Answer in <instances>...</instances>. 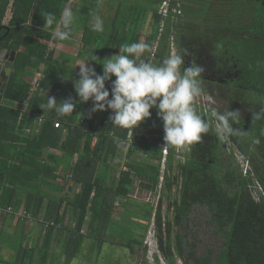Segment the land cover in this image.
<instances>
[{"label": "trees", "instance_id": "obj_1", "mask_svg": "<svg viewBox=\"0 0 264 264\" xmlns=\"http://www.w3.org/2000/svg\"><path fill=\"white\" fill-rule=\"evenodd\" d=\"M161 1L153 0L149 12L131 9L133 13L126 15L116 11L106 30H98L94 20L88 25L92 21L89 8L77 10L75 24L83 30L80 52L93 68L81 76L74 67L68 74L58 71L50 49L56 43L53 32L70 0H14L7 26L2 21L9 0H0V49L15 52L11 72L0 83V209L11 207L17 212L24 194V211L37 219L32 200H43L41 188L55 176L60 178L56 174L60 164L76 156L68 168L73 183L80 187L70 238L74 243L80 240L77 234L91 212L89 227L95 223L99 248L115 198L128 197L136 182L144 192L156 193L161 150L168 136L160 197L168 200L172 217L163 222L160 197L154 214L158 250L166 263L176 264V259L184 264L209 262L208 256L194 259L184 236L171 235V225L180 228L198 206L208 212L209 222L224 239L217 264H264V197L255 201L252 196L255 182L264 193V0H172L170 8L179 9L181 15L169 12L159 33ZM29 20L31 25L25 26ZM170 37L175 45L177 84L186 94L177 95L186 125L182 128H188L183 162L176 157L177 130L166 129L161 108L167 101ZM156 42L148 73L144 64ZM110 57L124 60L125 66L110 65ZM134 70L130 91L140 82L150 83L138 120H133L134 102L125 94L127 77ZM35 74L39 78L32 90L24 76L31 79ZM188 88L194 94L210 95L222 106L226 143L210 119L188 110L193 107ZM121 101L127 105L122 107ZM152 102L161 109L149 107ZM129 138L132 143L126 148ZM143 147L145 159L134 162L133 153ZM123 154L128 161L126 170L119 172L115 187L109 188L105 171L100 174L99 167L112 171L110 164ZM223 154L237 169L230 161L224 163ZM236 154L248 162V176H242ZM50 219L46 233L61 221L57 214ZM66 255L64 264H69L75 254L67 251Z\"/></svg>", "mask_w": 264, "mask_h": 264}, {"label": "crops", "instance_id": "obj_2", "mask_svg": "<svg viewBox=\"0 0 264 264\" xmlns=\"http://www.w3.org/2000/svg\"><path fill=\"white\" fill-rule=\"evenodd\" d=\"M13 1L14 0H9L8 7L2 21L3 26H7L13 17ZM73 3L74 0H70L64 14L62 15L56 29L53 32V38L55 39L54 42L56 43L51 44L50 49L54 51V57L59 55L58 49L61 48L63 43L71 41L72 37L70 26L68 25L69 22L66 20H69L71 14H73ZM27 25H31L30 20L25 24V26ZM78 32L79 34H82L81 30L79 29L76 30V33ZM8 53V50L3 49L2 55H6ZM110 59L109 63H111ZM118 60L122 61L123 64H125L124 60L119 59L118 57H116L114 63L120 64ZM114 63H111V65H115ZM2 78L3 77L0 78V82L2 81ZM24 78L30 79L26 76H24ZM117 79L118 77H116L113 81L114 87L118 86ZM130 89L131 88L127 87L126 92L130 91ZM24 106L25 105H22L23 108ZM121 106L124 107V105ZM38 123L40 122L38 121ZM125 147L127 148V146ZM126 148L124 149L125 151ZM143 149L144 147L140 148L139 151L133 153L132 160H134V162H140L138 158L134 159L136 155L143 157V160L145 159ZM53 153L56 154V156L58 155V152ZM124 156L125 154H123L121 160L112 161V163L110 164V166H112V171H110V169L105 170L103 166L99 167L98 171L100 174L103 173V169L105 171V185L109 186V188L115 187V182L119 176V172L121 170H126L125 166L128 161L125 160ZM75 160L76 156H74L71 161L74 162ZM71 161L64 160L63 164H60L58 172L56 173H59L61 177L64 176V180H62L61 177L57 179L55 176L54 181H49V185L47 187L41 188V192L44 195L43 200H32L35 207L37 208V215H39L37 219L32 217L23 218L20 215L24 211L23 205L25 204L26 197L24 194L21 196V201L23 203L17 212H14L12 214H7L5 212L0 213L1 262L9 264L10 260H12V258H10V255H14L17 260H14L12 264H23V262H25L26 264H64L65 259L67 258V251L70 254H75L69 264H74V259L76 260V258H79V261L83 262V259H86L87 257L91 260H96L95 262H99L101 252L95 244V223L93 222V226L89 227L90 218L92 216L91 212H87L85 219L83 220V226L77 234V237H79L80 240L77 243H74V239L70 238V235L74 231L77 220V215L74 208L75 197L80 189L79 185L74 184L71 179V173L68 169ZM156 193V196L160 197V190H157ZM156 193L150 194L144 192L140 187L139 182H136L134 190L128 195V197H117L114 199V210L111 213L110 223L113 220L120 221L122 209L126 205V200L128 199L139 200V202L148 204L151 206V208H153V211L150 212V218L148 219V213L146 215L147 218L143 220L142 226L145 228V230L143 231V234L141 233V235H139V240L137 241L138 249H130L131 251L129 254V264H149L148 262H146L147 247L144 245V241L147 237L148 230L151 229V225L154 221L156 203L155 200H153V195H155ZM56 214L61 217V221L57 224L56 227H53V230L51 232L46 233L47 231L44 224L48 223V219H50V217L54 218ZM107 231L104 233L103 242L101 245H103L105 242L104 238L105 235H107ZM10 236H13L14 239H10ZM16 239H19V243H21L20 245L15 243ZM105 239L107 240V237ZM110 244L112 246H116L115 242L110 241ZM126 246H128V244ZM95 247H97L98 251L100 252V254L97 253V256L94 254ZM82 248H85V254H82ZM41 249H43L42 252ZM38 250H40V252H38ZM1 262L0 264H3Z\"/></svg>", "mask_w": 264, "mask_h": 264}, {"label": "rangeland", "instance_id": "obj_3", "mask_svg": "<svg viewBox=\"0 0 264 264\" xmlns=\"http://www.w3.org/2000/svg\"><path fill=\"white\" fill-rule=\"evenodd\" d=\"M89 8L90 11L88 12L91 16V23L88 25H92V22H96V28L98 30L104 29L106 30L107 27L110 24V20L116 14V11H121L122 14H132L133 12L129 13V10L135 9L136 13H140V11H151L152 8H154L153 0H74L72 11L73 14H71L68 25L70 26L71 31V41L65 42L61 46L60 49H58V56H55V64L58 71L63 70L65 74H68L66 72H69L73 67L75 68V71L77 74L81 76H87L92 71V66L89 63L88 57L80 52V46H81V34L76 33V30L81 28L76 26L75 24V13L77 10H79L81 7ZM76 8V9H75ZM84 17H87L88 14L82 15ZM94 20V21H93ZM147 21L145 23L144 28H147ZM83 32V30H81ZM108 32V31H107ZM106 32V33H107ZM103 33V30H102ZM104 34V33H103ZM63 41V40H60ZM80 53V54H79ZM110 62L113 64L115 62V57H110ZM117 61V60H116ZM119 61V60H118ZM120 64L116 63V65H119V69L125 64H123L122 61H119ZM110 63V65H111ZM115 64V63H114ZM135 73V70L132 72L131 76L129 75L127 77V86L132 87L133 83V75ZM39 78V75L35 74L33 78L29 79V82L32 84V90L34 89V80ZM119 78V76H118ZM125 81L126 78H122V81ZM129 92V91H128ZM125 90V94H127ZM187 92L191 95H195L194 89L188 88ZM172 99H174L176 102L172 107V115H173V125L175 130H177L176 137L178 139L177 142V148L180 151L179 154V160L183 162V156L184 153L187 152L185 144V136L187 135V129H183V127H186L184 120L181 119L179 108L180 105L177 102V96H172ZM121 105H127L126 101H121ZM149 107H154L156 110L162 108L163 115L166 113V102L162 105L163 107L160 108V105L158 106L157 103L152 102L148 105ZM221 106V105H220ZM146 107V106H145ZM196 108L191 107L188 110L196 111ZM222 109V106H221ZM171 127V128H172ZM227 146V145H226ZM228 148V147H227ZM227 154H229L227 150ZM238 155V154H237ZM183 157V158H182ZM139 159L140 161H143V157H140L136 155L134 159ZM181 158V159H180ZM224 163L231 162L232 167L237 169V166L233 162V160L223 154ZM225 166V165H224ZM222 173V171L220 172ZM159 191V189H157ZM175 191H172L171 198L173 199ZM151 194V193H150ZM155 194V203L156 207L158 204V197ZM161 195V193H160ZM161 198V216L164 219L163 222L166 220H171L172 217V210L171 208L168 209V200L166 197H160ZM154 200V199H153ZM155 207V208H156ZM151 206L148 204H145L143 202H139V200H126V205L123 207L121 212V218L120 221H111V223L108 225V231L107 235H105V238L107 237V240L104 238V244L100 245L99 250L95 247L94 254L97 256V253L100 254L99 262H95L96 260H91L90 258L83 259V262H80L79 258L74 259V264H129V254L130 249L137 250L138 249V243L139 235L141 233L143 234V231L145 228L143 225V220H145L147 217L146 215L151 212ZM154 224V221H153ZM151 225L150 230H154V225ZM164 229V227H163ZM149 231V230H148ZM176 232L181 234L185 237V243L192 246V252L194 255L195 260H200L202 257L208 256L209 262L207 264H217V259L221 255V251L223 250V236L218 234L215 230L214 225H212L209 222V214L206 212V210L203 207H194L192 212L188 215L186 218L185 223L183 225L176 229V227L172 224L171 225V235L174 238ZM10 239H14L13 236H10ZM16 244L19 243V239L15 240ZM86 241V240H85ZM111 242H115L116 246H112L110 244ZM96 242V240H95ZM128 244V246H126ZM130 247V248H129ZM43 249H41V252ZM40 252V250H38ZM160 253V252H159ZM208 253V255H207ZM38 254V253H37ZM82 254H85V248H82ZM161 255V254H160ZM185 256H187V253H185ZM162 257V255H161ZM9 264H12L14 260H17L14 255H10ZM78 259V260H77ZM146 259V257H145ZM164 264H167L164 258L162 257ZM140 261V260H139ZM146 262H148L146 260ZM15 263V262H14ZM200 262L190 260L188 261V264H198ZM17 264V263H16ZM23 264H26L23 262ZM176 264H184L182 260L176 259Z\"/></svg>", "mask_w": 264, "mask_h": 264}, {"label": "built area", "instance_id": "obj_4", "mask_svg": "<svg viewBox=\"0 0 264 264\" xmlns=\"http://www.w3.org/2000/svg\"><path fill=\"white\" fill-rule=\"evenodd\" d=\"M172 0H162L160 4L158 5V15L162 17L159 33L163 30L164 21L169 16V12H172L177 15H181L179 9L177 8H170ZM158 46V43L156 42L153 46V49L148 57L147 62L144 64L146 72H150V64L152 63L153 58L155 57V51ZM169 49H170V55H169V70H168V76L169 80L166 84V92H167V101H166V113L164 114V117L166 119V129L169 131L172 127L173 122V115H172V107L175 104V100L172 99V96L180 95L182 97L186 96L185 93L179 91V86L177 84V77L178 73L175 69V45L173 42V38L170 37L169 40ZM157 71H152L153 74H155ZM37 79L34 80L33 84L36 85ZM150 91V83L147 82H140L135 89L127 93V96L132 99L134 102L133 104V120H138L139 116L143 109V95L144 93H148ZM193 107L196 108V112L199 114H202L206 118L211 120V123L213 124V128L215 131L219 133L224 143H226L223 139L224 134V128L226 126V119L224 114L222 113V109L220 104L212 98L210 95L207 94H201V93H195V95H191ZM41 122V120H38ZM59 124L55 123L54 127L58 128ZM188 129V128H186ZM169 141V137L167 136L164 147L161 150L162 158H161V170H160V177H159V186L158 189L161 190V184L163 182V174L165 171V163H166V157L168 156V148L167 144ZM132 143L131 138L128 139V141L124 144L126 146H130ZM227 145V146H226ZM225 146L228 147V144ZM180 151L178 148H176V157L179 158ZM183 158V157H182ZM236 158L239 163L240 170L242 172V176H248L251 168L247 161L243 160L240 156L236 154ZM181 159V158H180ZM253 188V199L255 201H259L260 198L264 197L263 190L259 183L255 182V186ZM159 198V197H158ZM1 212H5L7 214L14 213V210L11 207H7L5 210H0ZM23 218H31L29 214H27L25 211H23L20 214ZM53 225V223L49 224ZM45 227L48 226V223L44 224ZM144 245L147 247V260L150 264H155V260L153 255L157 253V245L155 241V232L154 230H149L147 233V237L144 241ZM162 259H160V264H162Z\"/></svg>", "mask_w": 264, "mask_h": 264}, {"label": "water", "instance_id": "obj_5", "mask_svg": "<svg viewBox=\"0 0 264 264\" xmlns=\"http://www.w3.org/2000/svg\"><path fill=\"white\" fill-rule=\"evenodd\" d=\"M2 53H3V49H0V78L8 76L10 74L15 57L14 51H11L6 55H2ZM1 98L2 95L0 93V99Z\"/></svg>", "mask_w": 264, "mask_h": 264}, {"label": "clouds", "instance_id": "obj_6", "mask_svg": "<svg viewBox=\"0 0 264 264\" xmlns=\"http://www.w3.org/2000/svg\"><path fill=\"white\" fill-rule=\"evenodd\" d=\"M155 241H156V245H157V253H155L154 255H153V257H154V260H155V262H157V264H160V259H162V257H161V255H160V253H159V250H158V242H157V240H156V236H155ZM156 257L158 258V260L156 261ZM162 264H164V261H163V259H162ZM148 263H149V261H148ZM150 264V263H149Z\"/></svg>", "mask_w": 264, "mask_h": 264}]
</instances>
